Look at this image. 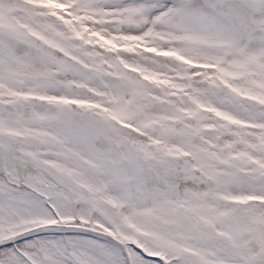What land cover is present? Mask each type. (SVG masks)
Masks as SVG:
<instances>
[{
    "label": "snow or ice",
    "instance_id": "1",
    "mask_svg": "<svg viewBox=\"0 0 264 264\" xmlns=\"http://www.w3.org/2000/svg\"><path fill=\"white\" fill-rule=\"evenodd\" d=\"M0 264H264V0H0Z\"/></svg>",
    "mask_w": 264,
    "mask_h": 264
}]
</instances>
